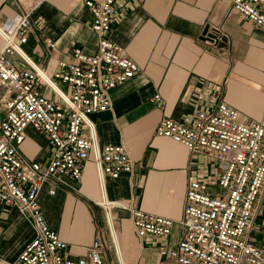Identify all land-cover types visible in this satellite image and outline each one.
Returning a JSON list of instances; mask_svg holds the SVG:
<instances>
[{"label":"crops","instance_id":"0c3cea01","mask_svg":"<svg viewBox=\"0 0 264 264\" xmlns=\"http://www.w3.org/2000/svg\"><path fill=\"white\" fill-rule=\"evenodd\" d=\"M24 9H31L32 29L22 49L47 73H52L57 61L71 60L74 48L96 52L98 37L90 29L84 0H0V27ZM205 27L215 33L214 41L201 39ZM45 37L54 41L53 48L46 45ZM111 38L141 71L111 88V106L90 119L98 148L122 145L133 161L132 172L100 180L89 160L78 181L63 177L53 195L48 193L51 184H45L38 203L47 225L67 245L63 252L67 259L85 257L99 237L103 260L115 263L100 206L104 198L123 207L110 211L124 264H175L161 257L159 248L175 246L182 236L188 183L206 177L213 180L216 175L210 170L217 172V168L207 156L193 155L156 136V127L166 117L189 122L196 110L220 101L237 109L244 121L264 126V29L232 11L227 0H128L120 5ZM11 59L22 66L18 56ZM155 94L163 99L162 108L153 100ZM38 135L43 146L25 156L44 163L49 150ZM131 210L170 219L171 235L165 240L150 235L138 238ZM33 237L32 225L15 208H0V264L14 261ZM247 237L257 246L264 240V191Z\"/></svg>","mask_w":264,"mask_h":264},{"label":"built area","instance_id":"2783aa9c","mask_svg":"<svg viewBox=\"0 0 264 264\" xmlns=\"http://www.w3.org/2000/svg\"><path fill=\"white\" fill-rule=\"evenodd\" d=\"M128 0H84L90 29L98 37L97 50L79 48L71 60H59L52 73L35 63L22 49L32 29L31 9H24L0 27V208H15L34 229V237L10 264H112L103 260V244L94 238L85 257L63 256L67 245L46 223L38 195L50 183L49 195L63 177L78 181L83 165L92 161L97 176L112 179L131 174L133 161L122 145L98 148L92 114L111 106L109 90L141 71L121 53L111 35L118 23L121 3ZM232 11L264 29V0H227ZM50 48L52 39L45 37ZM16 55L22 66L11 56ZM159 108L164 101L153 96ZM31 127L44 137L49 155L44 163L26 157L20 146ZM155 135L169 139L193 155L214 162L213 180H191L186 189L175 246L163 245L159 254L175 264H264V240L254 245L247 230L264 191V126L244 121L225 102L196 110L189 122L163 118ZM108 222L114 264H124L114 242L110 210L121 207L103 198L100 205ZM136 236L165 240L173 222L163 216L131 210Z\"/></svg>","mask_w":264,"mask_h":264},{"label":"rangeland","instance_id":"374dc122","mask_svg":"<svg viewBox=\"0 0 264 264\" xmlns=\"http://www.w3.org/2000/svg\"><path fill=\"white\" fill-rule=\"evenodd\" d=\"M26 134H27V139H26V144L24 147L20 148V151L26 155L27 153L30 154L31 152V149L33 148H36L38 149L37 147H41L43 146V143L40 139V136L38 135V133L32 129L31 127H28L26 130H25ZM49 150V148H48ZM210 174L212 176L216 175L217 172H215L214 170L212 171V169L210 170Z\"/></svg>","mask_w":264,"mask_h":264},{"label":"water","instance_id":"95a60500","mask_svg":"<svg viewBox=\"0 0 264 264\" xmlns=\"http://www.w3.org/2000/svg\"><path fill=\"white\" fill-rule=\"evenodd\" d=\"M201 39L214 41L216 39V35H215V33L209 32L208 27H205L203 32H202Z\"/></svg>","mask_w":264,"mask_h":264},{"label":"bare ground","instance_id":"6f19581e","mask_svg":"<svg viewBox=\"0 0 264 264\" xmlns=\"http://www.w3.org/2000/svg\"><path fill=\"white\" fill-rule=\"evenodd\" d=\"M103 203V201L101 202V204ZM100 204V205H101ZM110 215H111V212H110ZM111 228L113 229V231L115 232V228H114V225H113V222H112V218H111ZM114 242L116 243V245H117V251H118V253H119V257H120V259H121V255H120V250H119V248H118V240H117V235H116V233H115V236H114ZM124 263V262H123Z\"/></svg>","mask_w":264,"mask_h":264}]
</instances>
